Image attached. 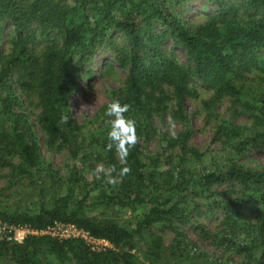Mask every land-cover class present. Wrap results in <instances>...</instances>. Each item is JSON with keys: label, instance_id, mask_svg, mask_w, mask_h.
<instances>
[{"label": "trees", "instance_id": "trees-1", "mask_svg": "<svg viewBox=\"0 0 264 264\" xmlns=\"http://www.w3.org/2000/svg\"><path fill=\"white\" fill-rule=\"evenodd\" d=\"M184 1L0 0V43L6 24L16 33L10 41V53L0 61V166L20 176L51 170L43 157L35 123L24 110L15 86L16 71L21 75L20 84L37 95L36 120L47 146L67 148L75 161L62 191L48 195L39 208L0 209V225L44 228L55 222L73 223L114 245L92 250L83 239L30 235L0 239V256H8L16 264H53L42 259L41 253L48 251L59 264H141L137 251H141L145 229L171 222L182 204L199 196L204 187L230 184L241 189H233L230 193L234 196L216 204L247 239L245 243L235 241L234 231L228 240L239 251L247 250L244 264H264V166L245 164L253 160V154L264 150V0H242L238 5L209 0L218 9L197 25L183 22L174 10ZM246 11L251 12L243 18ZM54 31L62 34L61 41L54 38L42 53H36L33 45L37 34L49 37ZM117 37L122 38V46ZM169 41L186 52L187 64L179 62L173 52L168 54L165 44ZM103 47L128 73L124 86L112 91L109 102L119 100L129 105L125 116L135 121L139 142L126 164L120 162L114 147L111 151L107 147L111 125L104 113L109 103L101 112L105 128L96 147L98 152L91 150L95 135L81 138L82 126L71 107V97L85 76L83 70ZM255 73L260 83L250 94L244 81ZM192 82H200L213 93L205 101L207 110L211 100L230 98L244 108L250 123L242 125L232 118H221L214 142L225 147L222 164L218 162L215 168L190 177L188 170L182 169L181 179L167 181L169 187H164L159 180L163 173L153 166L154 162L147 164L143 158L140 137L155 136V117L170 110L171 103L173 117L187 119V98L199 96V88ZM63 116L68 117L67 123L61 122ZM189 139L187 131L164 137L167 148L180 150L181 158L186 154L200 162L204 153ZM93 154L105 170L114 165L117 172L123 167L131 168V172L125 176L112 173L115 183L111 182L110 191L95 179L99 188L95 187L96 193L80 195L81 183L86 180L80 164ZM182 163L183 159L179 166ZM211 194L229 195L213 189ZM111 204L145 207L146 212L133 227L125 219L104 214ZM245 207L253 213L252 219L241 218ZM100 209L104 210L95 213ZM256 248L261 249L258 261L254 258Z\"/></svg>", "mask_w": 264, "mask_h": 264}, {"label": "rangeland", "instance_id": "rangeland-1", "mask_svg": "<svg viewBox=\"0 0 264 264\" xmlns=\"http://www.w3.org/2000/svg\"><path fill=\"white\" fill-rule=\"evenodd\" d=\"M232 5H238L242 0H226ZM218 6L209 0H185L182 5H176L175 11L179 13L183 22L189 25L203 23L210 14L215 13ZM251 11L243 13V18H248ZM3 39L0 43V61L10 53L11 38L15 36V30L10 24H6ZM54 31L49 37L37 34L38 40L35 46L36 53H42L44 49L52 43L54 38L61 41L62 34ZM118 37L116 38L117 41ZM122 38L118 39V44L123 45ZM168 54L173 52L174 57L183 64H187L186 52L171 41L165 44ZM126 69L119 66L109 49L101 48L96 51L92 59L83 70L82 81L71 97V107L78 123L82 126L81 138H88L95 135L91 141V150L98 152L97 145L102 141L104 134V119L101 117L103 107L111 101L112 91L124 86L127 77ZM15 86L24 101V110L29 114L31 121L35 123V128L39 136V142L43 157L49 171H37L32 175H15L9 167L0 166V209H26L39 208L45 199L54 191H62L64 183L71 174L75 161L71 158L67 148H49L46 144V136L36 120L38 108L37 95L20 84L21 75L16 71L14 74ZM197 86L199 96L187 98V119L182 121L173 117L171 109L158 114L155 117V131L153 137L142 135L141 146L144 160L147 164L154 162L153 166L163 175H160L161 185L169 187L167 181H177L181 179L180 171L188 170V177L192 174L201 173L205 170L215 168L216 163L224 161L225 155L223 146L214 142L216 126L221 118H232L242 125L250 123L248 116L243 112L244 108L230 98L222 100H211L212 106L208 108L206 102L211 99L213 93L198 82H192ZM244 83L249 85L247 93H254L258 88L260 80L258 73L245 79ZM169 92L170 89H169ZM206 101V102H205ZM211 117L207 118V114ZM174 122V129L170 123ZM190 132V144L204 153L200 162L192 159L178 149H169L166 146L164 137H177L183 132ZM174 132V134H173ZM80 138V139H81ZM229 151V147H226ZM86 163L80 164L85 169V177L81 183L80 195H91L96 193L95 179L99 184L111 190V182L105 177L102 162H97V155L93 154ZM182 165L179 166L180 160ZM247 166H264V150L253 154V160L246 161ZM101 168L103 171H97ZM174 175V179L172 176ZM96 187V188H95ZM99 189V188H97ZM227 192L229 195L213 196L211 190ZM241 188L230 185H216L210 188L204 187L199 196H193L187 203L182 204L177 216L171 222L160 223L154 227L143 231L144 238L141 241V251H137V256L141 264H244L247 250L239 251L236 245L228 239L233 237L236 231L235 241L245 243L247 235H243L234 225V220L228 218L221 206L216 204L218 200H226ZM223 197V198H221ZM225 203V202H224ZM104 209L96 210L99 214ZM242 219H252L253 213L249 208L242 209ZM146 212L145 207L132 206L124 208L120 204H111L104 214L116 219L127 220L129 225L135 227L136 222L142 218ZM233 213V212H230ZM234 214V213H233ZM242 222V221H240ZM7 228V227H6ZM0 227V239L4 240L11 235L9 229ZM18 235V234H17ZM183 235V236H181ZM239 241V242H240ZM256 261L261 254V249H254ZM42 259L53 264H59L56 257L44 251L41 253ZM255 261V262H256ZM0 264H16L8 256H0ZM66 264H76L69 261Z\"/></svg>", "mask_w": 264, "mask_h": 264}, {"label": "clouds", "instance_id": "clouds-1", "mask_svg": "<svg viewBox=\"0 0 264 264\" xmlns=\"http://www.w3.org/2000/svg\"><path fill=\"white\" fill-rule=\"evenodd\" d=\"M129 111V105L121 104L119 100H113L109 103L105 110V116L110 118V131L108 132V140L110 143L107 145L108 150L115 149V153L121 163L126 164L130 151L135 148L139 142V136L137 135L135 121L125 116V113ZM62 123L68 122V117L63 116L61 118ZM170 127L174 129V122L170 123ZM174 134V132H173ZM97 171H103L99 168ZM131 172V168L123 167L117 172L116 167L113 165L107 171L104 172L105 177L112 183H115V177L112 173H117L119 176H125Z\"/></svg>", "mask_w": 264, "mask_h": 264}, {"label": "built area", "instance_id": "built-area-1", "mask_svg": "<svg viewBox=\"0 0 264 264\" xmlns=\"http://www.w3.org/2000/svg\"><path fill=\"white\" fill-rule=\"evenodd\" d=\"M1 228L9 229L11 235L8 240L23 239L30 235H50L59 239L78 238L83 239L92 250H102L106 248H114V245L104 238H99L92 235L89 231L80 228L73 223L55 222L44 228H33L28 225H0ZM18 234V235H17Z\"/></svg>", "mask_w": 264, "mask_h": 264}]
</instances>
